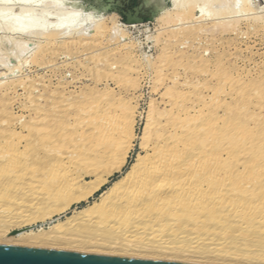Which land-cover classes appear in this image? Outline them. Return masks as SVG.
<instances>
[{"label": "bare ground", "instance_id": "obj_1", "mask_svg": "<svg viewBox=\"0 0 264 264\" xmlns=\"http://www.w3.org/2000/svg\"><path fill=\"white\" fill-rule=\"evenodd\" d=\"M0 1L6 11L0 16L1 28L23 36L46 35V43L34 49L38 56L56 53L67 42L98 46L106 33L112 44L103 55L93 53L95 84L83 87L80 94H68L69 84L61 83L50 93L44 87L42 93L34 80L0 82V243L264 264V166L255 162L238 167L243 148H264V135L256 137L261 129L239 126L229 141L228 162L221 151L198 149L192 146V135L172 129L179 118H190V111L197 109L190 94L180 92L183 86L215 89L210 96L213 102L232 94L227 87L241 93L245 101L246 88L264 89V16H256L260 8L253 0H172L170 5L168 0H154L160 11L155 22L163 30L152 39L157 59L146 57L141 65L138 56L147 54L134 40H127V30L115 23L109 27L93 11L83 14L75 0ZM12 4L19 5L20 16L11 17ZM52 9L68 12L51 21ZM84 28L88 32L75 37ZM24 45L19 46L23 51ZM1 56L0 63L10 62ZM143 65L147 73L155 74L154 91L160 81L170 80L161 98L172 102L173 108L181 105L180 112L166 114L164 123L165 111L152 98L143 135L144 139L151 133L158 136L151 152L140 156L101 193L99 201L48 228H37L36 221L65 209L72 200L85 199L126 161L134 137L135 105L108 84L99 88L97 83L105 78L120 88L129 82L138 88L139 77L132 71ZM20 88L28 95L16 111L13 103ZM204 97L198 94L199 99ZM26 111L30 119L24 118ZM209 116L197 109L201 120L192 130H197V140L204 147L214 143L221 147L222 141L213 137ZM118 130L123 135L115 151ZM218 130L228 135L224 125ZM38 150L45 156L34 155ZM112 155L115 161L98 171ZM31 209L32 213L47 211L30 218Z\"/></svg>", "mask_w": 264, "mask_h": 264}, {"label": "rangeland", "instance_id": "obj_2", "mask_svg": "<svg viewBox=\"0 0 264 264\" xmlns=\"http://www.w3.org/2000/svg\"><path fill=\"white\" fill-rule=\"evenodd\" d=\"M254 1L257 4H255ZM201 2L202 1H200L199 6L201 5ZM261 2H263V0H253L254 5L259 6V7L256 6V8L258 9L260 8L258 10L259 12L257 11L258 14L256 13V16L257 15L259 16V14L260 16L261 14H263L264 16V4H262ZM168 3L169 5L172 4V0H168ZM75 4L76 6L80 7V11L83 14L93 11L100 18H104V20L107 22L109 27L113 26V24L115 23L118 26V28L120 27L121 29L127 30L126 31L127 40H130V38L131 40H134L136 43H138V45L141 48L145 50L147 54V55L141 54L140 56H138V58L141 60V63H138L139 65L144 64V62L146 61V57H148L149 59L151 58V60H154L155 58L157 59V53L154 50L155 48L154 46L156 45V43L152 39L157 37L159 32H161L163 29L162 26H160L158 23L155 22L156 16L157 14L160 13V11L158 9V4L154 0L151 1L150 3H146V0H75ZM202 4H204V1L202 2ZM206 6L208 7V5ZM206 6L205 8H207ZM10 8H11L10 10L11 17L20 16L19 13L20 8L18 4H12ZM65 12L68 11H66L65 9L62 10L52 9L50 15L48 16V19L53 21L54 18H56V16L59 15L58 13H65ZM4 13H6V11H3L2 8H0V16H3ZM90 31H94V28H91ZM84 32H88L86 28L79 29L75 34V37L80 36V34H84ZM106 36L107 33L104 36H102L103 38V39L101 38L102 43H99L98 46H93V47L84 46L81 45L79 42H74V43L67 42L66 47H64L62 50L56 51V53L49 52L48 54L44 55L45 56L44 57L43 55L40 54L38 56L37 53L38 51L34 52V49L36 47L40 48L46 43L47 40L46 35L30 34L27 36H23L16 31H12L10 29H3L0 27V53H2L1 55H3V57L4 56L6 57L2 61L5 60L10 61V62L5 61L3 64L0 63V82L13 80V79L18 80V78L19 80L21 78L23 81L28 83L34 80L33 82H35L37 85V89H36L37 92H42V93L46 92L44 87H48L49 88L48 92L50 93L51 90H53L59 84L61 86L65 84H69L67 85V90H66L67 93L69 92L71 94L73 93V91H76L77 94H80L79 92L83 87L89 85L94 86L95 84L94 82L95 80L93 77L94 74L93 67L95 66V59H93L92 56H94V54L96 56V54L101 52H102L101 55H103L108 51L109 48H111L112 44L110 41H108L107 39L108 36L107 37ZM22 42H24V44L27 43V45L29 46H25ZM21 45H24L22 47L24 48L26 47L27 49L25 48V50L23 51L21 47L19 48V46ZM20 50L22 53L19 52ZM9 53L11 54V56ZM258 62H260L261 64V60H259ZM101 63H103V61ZM144 67L145 66L143 65V68ZM143 68L141 67L140 70H136L139 71L140 73L138 72L136 73V71H132V75L134 77H139L138 88H134L136 85H134L133 82H129L127 83V85H124L125 84L124 83L123 84L124 86H121L120 88V86L116 84L114 80L106 81L105 78L97 83V86L99 88H105L107 87L108 84L110 88L114 89L117 93H120L126 99H130L131 103L135 105V121L133 127L134 137L132 138L131 147L126 161L119 168L115 169L107 176V179L103 182V184L99 187V189L92 192L85 199L72 200L65 209H62L52 214V216L45 218L44 221L42 220H39V222L36 221L37 228L40 226H43L44 228H48L50 225L58 222L59 220H65L68 216L72 215L77 209L92 204L95 201H99L101 193L109 186H111L117 179L122 178L124 174L132 168V165L135 162H137L140 156H144L146 155L147 152H151V146L154 143V141L157 140L158 136L156 133L155 134L151 133L148 134L147 137L144 139L143 135H144V128L146 126L148 119V114L150 111L152 98H157L160 102L159 104L160 109L165 111L162 116V121L164 123L166 122V118H167L166 114H171V113L178 114V112H180V109L182 108L181 105H177L175 108H173L172 102H169L168 100L167 102H164L162 101L161 98L162 93L166 90L167 85L172 84L170 80L168 81V83L167 81H165V83H161L160 81L158 85V90L157 91L155 90L156 91L155 92L154 89H152L153 88L152 85L154 86L153 82H155L154 80L155 78L153 75L155 74L151 70H149V72L147 73L146 69ZM140 75H144V76H140ZM71 89L72 92H70ZM186 91L190 94V97L193 99V101H195L194 104L195 108L204 109L208 112L209 115H211L209 117H211L210 124H212L211 128L213 129L212 131L213 137H215V140L217 139V141L219 139L222 141L221 147L219 146L220 148L215 143L210 145H205L204 147L202 144L198 142L197 135H195V131L197 130H192V128H198L201 119L197 117V109H193L189 113L190 118L188 116L183 115L181 118H179L178 124H176L175 127H172V129L179 135H184V134L192 135L193 138L192 146L198 149L200 148L201 150L208 151V153L221 151L220 152L222 153L221 157L225 159V162H228L229 161L228 158H230L229 152L231 151V144L229 141L235 135L239 126H243L247 130L252 128L256 130V128H260L261 132L258 133L256 137L262 134L264 135V89L263 88H260L258 90H255L254 88H246L244 90L246 92V95H248L246 101L244 99H241L242 98L241 93L238 94L236 90H233L228 87L226 88V91L231 92L232 94L222 95L221 93L222 95L221 99H219L218 101L215 100L214 102L210 101L211 100L210 96L215 94L216 91L215 89L199 88V87L188 88L187 86H183L182 89H180L181 93H184ZM199 93H202V95H205V97L203 99H199L198 98ZM27 95L28 93L25 89L20 88L18 90L16 94L17 97L15 96L16 100H14L13 103L14 110L16 111L19 110L18 109L19 104L25 101ZM23 115H25L24 117L25 119H30V112L26 111L23 113ZM113 122H109L108 124L111 125L113 124ZM223 125L225 129H227L228 135L222 136L218 133L220 132L218 130L219 126H223ZM189 126H191V129ZM114 133L116 134V132ZM117 134L119 141L117 140L118 141L117 142L114 140L112 146L113 150L115 151L120 148L119 142L121 140V136L123 135V132L118 130ZM251 137L252 136L247 135V138L252 140ZM34 155L40 157L45 156L44 152H41L40 150L35 151ZM113 157L115 156L112 155V157H110L106 162H103L98 167V171L102 170L106 165L108 164L110 165L111 163H113L115 161V158ZM240 157H241V161L238 163L239 169H243L244 164H252L255 162L260 163L261 165L264 166V148L262 149L258 148L252 151L243 148ZM193 172L197 174L198 170L195 169L193 170ZM60 204L61 203H57V205ZM35 210H33V212L35 213H32V209L31 211L29 210L32 214L28 211L29 215L27 214V217L32 218L33 216L34 218L37 215L41 214V212L43 213L44 211H47V209H42L40 211L39 210L35 211ZM107 253H111V252L107 251ZM112 253L153 257V256L141 255L139 254V252L125 253L122 251H118ZM154 258L184 260L178 257H170V256L169 257L159 256ZM185 261H187V259H185ZM188 261H192V260L190 259ZM195 261L206 262V261H199L198 259H196Z\"/></svg>", "mask_w": 264, "mask_h": 264}, {"label": "water", "instance_id": "obj_3", "mask_svg": "<svg viewBox=\"0 0 264 264\" xmlns=\"http://www.w3.org/2000/svg\"><path fill=\"white\" fill-rule=\"evenodd\" d=\"M0 264H219L0 243Z\"/></svg>", "mask_w": 264, "mask_h": 264}]
</instances>
